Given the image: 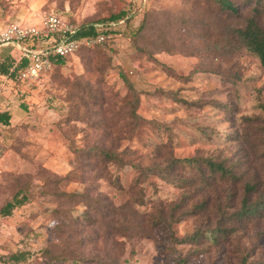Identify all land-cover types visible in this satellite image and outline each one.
<instances>
[{
	"label": "rangeland",
	"instance_id": "rangeland-1",
	"mask_svg": "<svg viewBox=\"0 0 264 264\" xmlns=\"http://www.w3.org/2000/svg\"><path fill=\"white\" fill-rule=\"evenodd\" d=\"M230 2L238 13L214 0H0V30L38 26L47 12L75 28L128 17L30 84L28 115L0 126V206L19 188L29 197L0 218V253L25 250V264H73L41 256L68 247L117 264H264V204L234 214L245 197L264 203V69L235 36L255 10L264 29V0ZM93 147L116 161L100 162ZM192 157L206 181L193 164L170 165ZM204 159L237 179L210 176ZM171 207L180 219L166 216L170 230L153 225ZM56 224L66 233L55 236Z\"/></svg>",
	"mask_w": 264,
	"mask_h": 264
},
{
	"label": "trees",
	"instance_id": "trees-1",
	"mask_svg": "<svg viewBox=\"0 0 264 264\" xmlns=\"http://www.w3.org/2000/svg\"><path fill=\"white\" fill-rule=\"evenodd\" d=\"M217 2V5L219 6V9L221 12L223 11H228V13H232V14H236L238 13L237 8L235 7V5H233V3L230 2V0H214ZM257 1L258 0H254ZM259 12L257 10H255V13L246 18L245 23L242 27L237 28L235 30L236 33V38L238 39V42L241 46H243L246 50H248L250 53H252L253 55L256 56V58L259 61L260 66L264 69V29H262L259 24L257 23L256 20V15ZM126 12L124 11H120L116 14L110 15L108 17V22L109 21H113V22H122L123 20H125V18L127 19L128 17L126 16ZM106 22V23H108ZM99 24V23H97ZM105 24V23H103ZM95 24H90V25H82L78 28L75 37L79 38V37H87V36H91L94 35L96 33ZM99 44H95L92 46H80L75 53H77L79 50L83 49V50H89L94 48L95 46H97ZM74 53V54H75ZM69 56L66 57H56L53 56L51 57V61H52V69L56 67H62L65 63V60L68 58ZM25 65V61L20 57L17 61L16 64H12L10 62L6 63V62H0V75H4L8 78H11L15 81L19 80V72L21 69L24 68ZM50 72V71H49ZM80 87V85H78ZM129 90H131V87H128ZM134 95L136 94L135 91ZM103 101V99H102ZM82 103H84L83 100H81ZM136 103H138L137 97H136ZM83 105V104H82ZM86 104H84L85 106ZM100 107V106H99ZM101 108V107H100ZM104 111H106V108L104 109ZM131 113V112H130ZM132 118L134 119V121L136 120L135 118H137V114L133 111L131 113ZM0 123H2L3 125H7L9 123V115L7 113L4 112H0ZM93 151L96 152V156L98 157H102L101 160L99 159L100 162L106 163V165H108L109 163H112L114 161H116V156L113 153H110L108 150H104L102 148L99 147H93L92 148ZM92 151L89 150L87 153H91ZM204 164L207 165L208 171L210 173V176L212 175H216L218 174L220 177H227L230 179H237L236 174L234 173V171L228 167L225 166L223 163H215L212 162L211 160H202ZM180 162H186L189 164H193L192 166L200 173V175L204 178V181H206V175L204 174V171H202V168L200 167V161L197 160L196 158L192 157V158H185V159H174L172 160V163L170 164L171 167L173 168L176 164H179ZM163 170H160V173H163ZM256 189V186L252 185V184H247L246 185V192L249 193V195L254 192ZM82 197H86L85 195H83ZM29 200L28 197V193L26 192L25 189L23 188H19L18 190H16V192L11 196V198L9 200H7L6 202H4L1 206H0V217H8L12 214V212L17 209L18 207L24 205L25 203H27ZM97 203L96 199H89L88 203ZM88 203L85 205V207H87L86 209L90 208L89 210H92L93 208L90 206L88 207ZM141 204V203H138ZM264 203H258V204H251L249 202V199L247 197L243 198L241 201V205L239 210L234 213L237 214V217H242L245 214H252L255 211H257L258 209H260L262 207ZM117 208L113 207V208H109L108 212L109 215L114 217V215L111 214V212L113 214H117ZM134 212L137 213V209H134ZM174 212H175V207H171L168 211V214L165 215L164 210L158 211L157 217L158 221L153 222V225L155 224H159L161 225L163 228H167L170 230V226H171V221L167 220V217L172 220H179L180 218L176 217L174 218ZM84 220L87 221L86 225H95L94 223H97V219L92 218L88 212H84ZM116 223V222H115ZM122 228L126 229V227L122 226ZM66 226L65 224H61L58 226V224L53 226V233H55L56 235H62L64 233H66ZM218 232L219 236H222L223 234L225 235V232L227 231L225 228H221L218 227L214 232ZM169 238L173 239V241H179L181 243L183 242H195L199 235L196 234V232H194L192 235L184 237L182 239H177L175 236H173L171 234V232H169ZM97 234L99 235V232L97 231ZM68 235V234H67ZM70 235V234H69ZM173 237V238H172ZM215 237V236H214ZM98 238V236H97ZM216 239V237L214 238ZM216 241V240H215ZM117 243V242H116ZM78 249V248H77ZM77 249L73 248H67L66 251H60V252H52L47 248H43V250H41V256L43 258H46L48 261L50 262H67V261H71L73 264H77L80 262H87L88 264H117L116 262H112L111 260H106L104 262H102V258H99L98 256H92V257H86L84 258L82 255L79 254V252L77 251ZM29 253L27 251L24 250H18L15 251L13 253H10L8 255H6L5 257L0 256V262L2 264H25L28 259H29Z\"/></svg>",
	"mask_w": 264,
	"mask_h": 264
},
{
	"label": "built area",
	"instance_id": "built-area-1",
	"mask_svg": "<svg viewBox=\"0 0 264 264\" xmlns=\"http://www.w3.org/2000/svg\"><path fill=\"white\" fill-rule=\"evenodd\" d=\"M119 22L95 24L96 33L87 37H75L78 28L68 24L60 14L45 13L38 26L8 24L0 30V45H12L20 51L25 61L19 79L28 84L36 83L52 69L51 57L71 56L82 45L101 44L110 37L104 29Z\"/></svg>",
	"mask_w": 264,
	"mask_h": 264
},
{
	"label": "crops",
	"instance_id": "crops-1",
	"mask_svg": "<svg viewBox=\"0 0 264 264\" xmlns=\"http://www.w3.org/2000/svg\"><path fill=\"white\" fill-rule=\"evenodd\" d=\"M19 58L20 51L15 46L0 45V62L16 64ZM29 85L30 84L24 83L20 79L15 81L4 75H0V112L9 115V123L7 125L0 123L1 127L7 128L15 126L14 124L18 118L23 115H28L26 103L33 100L32 96L34 95V92H36L35 89H32ZM5 103L8 104L7 107L4 106ZM8 254L10 253H0V256L5 257ZM0 264L2 263L0 262Z\"/></svg>",
	"mask_w": 264,
	"mask_h": 264
}]
</instances>
